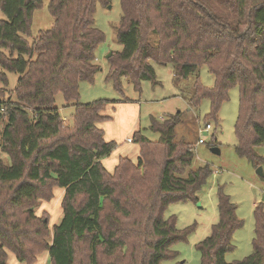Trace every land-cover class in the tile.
I'll return each mask as SVG.
<instances>
[{
	"label": "trees",
	"instance_id": "16d2710c",
	"mask_svg": "<svg viewBox=\"0 0 264 264\" xmlns=\"http://www.w3.org/2000/svg\"><path fill=\"white\" fill-rule=\"evenodd\" d=\"M43 1L0 0L7 17L0 20V264H7L9 252L34 264L43 251L50 264H77L81 250L88 264H120L121 254H129L128 264H183L174 246L187 243L193 228L180 231L164 213L171 204L197 203L213 170L191 169L194 147L176 141L179 113L152 121L158 143L141 131L134 134L138 164L121 158L108 172L103 160L117 143L107 142L97 124L109 119L101 111L110 102L81 104L80 84L92 83L100 71L95 54L105 35L95 26L96 6L111 0H50L54 27L30 44L25 36ZM122 10L123 50L110 60L107 81L121 91L120 79L127 77L139 90L143 81L157 84L153 63L173 65L178 80L208 67L215 85L197 82L190 103L208 99L209 117L216 118L229 91L239 87L238 151L260 162L251 149L264 145V0H122ZM7 73L20 76L15 100L3 95ZM60 93L75 103L71 126L56 106ZM56 188L65 191L63 218L48 242V218L35 208L40 199L51 201ZM218 210L219 223L197 246L202 264H264L261 207L254 251L233 263L227 255L235 251L234 236L244 222L222 190Z\"/></svg>",
	"mask_w": 264,
	"mask_h": 264
},
{
	"label": "rangeland",
	"instance_id": "374dc122",
	"mask_svg": "<svg viewBox=\"0 0 264 264\" xmlns=\"http://www.w3.org/2000/svg\"><path fill=\"white\" fill-rule=\"evenodd\" d=\"M49 4L50 0H44L42 7L33 14L31 35L25 36L30 44L41 31H48L54 27L55 21L50 13ZM122 16V0H111L108 6L97 3L95 26L105 35V41L98 47L95 54L100 71L92 83L80 84L81 104L98 100L110 102L101 111V115L109 119L97 124L103 130L107 142L117 143L116 149L105 166L111 167L115 158L116 161L128 158L133 164H138L140 146L135 143L134 134L141 131L153 143H158L160 135L151 131L152 121L164 122L181 113V124L176 130V141L189 143L194 147L192 170L208 166L213 170V174L206 188L200 193L197 203L171 204L164 213L165 219H176L177 228L180 231L193 228L187 243L174 246V249L179 252L177 263L202 264L197 246L211 235L212 227L219 223L218 196L221 190L231 197L232 202L237 206L238 218L244 222V227L234 236L236 249L227 255V262L242 261L254 251L257 207H261L264 213V145L251 149L252 154L256 159H260V162H251L242 157L238 151L240 143L235 133V126L240 107L239 87L229 91V98L222 104L216 118L209 117L211 104L208 99L202 100L199 106H193L190 103L197 82L208 89L215 85V76L206 66H203L197 75L187 80H178L173 65L159 66L153 63L157 84L143 81L137 90L129 78L123 77L120 79L121 91H119L113 82L107 81V77L111 69L110 60H115L116 54L123 50L118 41ZM0 20H7L1 8ZM7 78L9 86L3 91L4 98L15 100L14 90L20 76L7 73ZM74 104L65 101L61 93L56 96V106L66 126H71L73 123ZM208 124L212 129L207 132L205 128ZM128 138L133 139L132 144L128 143ZM199 139H204L205 143L198 144ZM214 147L220 149V155L212 152ZM4 159L9 162L7 156H4ZM259 169L262 170L263 176L258 174ZM153 173L158 174L159 167H154ZM64 192L61 188L54 189L52 200L40 199L35 208L37 216L48 218V242H52L54 227L63 218ZM81 251L83 252L80 253L77 264H88L86 252ZM128 255L123 257L121 254L120 264H128L126 260ZM7 264L27 263L19 262L15 255L9 252ZM34 264H50L48 252L43 251L38 254Z\"/></svg>",
	"mask_w": 264,
	"mask_h": 264
},
{
	"label": "crops",
	"instance_id": "0c3cea01",
	"mask_svg": "<svg viewBox=\"0 0 264 264\" xmlns=\"http://www.w3.org/2000/svg\"><path fill=\"white\" fill-rule=\"evenodd\" d=\"M118 150V149H117ZM126 156V155H125ZM120 157H123L122 155H120ZM139 158V156L137 157V159ZM109 159H110V157L109 158H107V159H105V160H103V165H104V167L109 171V172H114V170L116 169V167H117V163H119V161H116L117 159L115 158V161L112 163V165H111V167H106L105 166V164L107 163V162H109Z\"/></svg>",
	"mask_w": 264,
	"mask_h": 264
},
{
	"label": "built area",
	"instance_id": "2783aa9c",
	"mask_svg": "<svg viewBox=\"0 0 264 264\" xmlns=\"http://www.w3.org/2000/svg\"><path fill=\"white\" fill-rule=\"evenodd\" d=\"M212 129V127H211V125L210 124H208V125H206V128H205V131H209V130H211ZM128 143H130V144H132L133 143V139L132 138H128ZM203 143H205V140L204 139H199V142H198V144H203Z\"/></svg>",
	"mask_w": 264,
	"mask_h": 264
},
{
	"label": "water",
	"instance_id": "95a60500",
	"mask_svg": "<svg viewBox=\"0 0 264 264\" xmlns=\"http://www.w3.org/2000/svg\"><path fill=\"white\" fill-rule=\"evenodd\" d=\"M212 152H214L215 154H218V155H220V154H221V151H220V149H219V148H217V147H214V148L212 149ZM258 174H260L261 176H263V172H262V170H261V169H259V170H258Z\"/></svg>",
	"mask_w": 264,
	"mask_h": 264
}]
</instances>
